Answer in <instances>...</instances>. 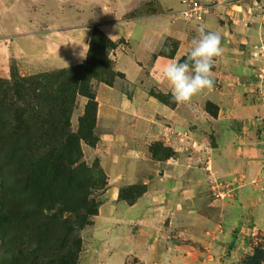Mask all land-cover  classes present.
Segmentation results:
<instances>
[{"label": "rangeland", "instance_id": "obj_1", "mask_svg": "<svg viewBox=\"0 0 264 264\" xmlns=\"http://www.w3.org/2000/svg\"><path fill=\"white\" fill-rule=\"evenodd\" d=\"M155 1L136 15H164L178 28L152 26L134 81L184 112L190 121L180 127L159 113L96 114V141L77 145L68 136L87 98L71 97L66 83L56 90L55 80L73 66L22 75L12 64L0 77V264H264V0H197L202 11L193 15L183 0L161 9ZM201 24L222 37L215 85L177 103L147 67L158 55L183 62ZM114 42L108 57L119 72L114 57L128 43ZM119 73L88 86L130 96L135 83ZM70 152L83 164L72 174ZM111 153L119 163L113 181ZM83 191L88 204L78 220L71 201Z\"/></svg>", "mask_w": 264, "mask_h": 264}, {"label": "crops", "instance_id": "obj_2", "mask_svg": "<svg viewBox=\"0 0 264 264\" xmlns=\"http://www.w3.org/2000/svg\"><path fill=\"white\" fill-rule=\"evenodd\" d=\"M150 1L0 0V77L9 73L12 64L22 75H30L83 63L86 57L81 58L80 52H87L92 28L98 26L111 40L124 39L128 43L127 52L119 51L115 55L114 69L135 83L134 80L144 70L140 61L145 64V54L151 51L152 26L163 23V26L178 28L176 21L164 15H136L140 7L144 9ZM168 1L175 0H158L155 3L161 9ZM17 6L21 15L12 13ZM141 55L144 58L141 59ZM173 60L156 56L147 67L149 76L159 85L168 84L162 75L163 68ZM145 84L135 83L130 96H123L118 95L114 86L99 83L95 92L97 119L113 120L124 114L138 115L146 111L150 119V114L159 113L177 127L190 121L184 112L153 98L143 88ZM138 152L140 159L147 158L145 150ZM117 156L108 154L105 162L112 171L111 181L114 167L119 165ZM109 191L113 194L114 187Z\"/></svg>", "mask_w": 264, "mask_h": 264}, {"label": "trees", "instance_id": "obj_3", "mask_svg": "<svg viewBox=\"0 0 264 264\" xmlns=\"http://www.w3.org/2000/svg\"><path fill=\"white\" fill-rule=\"evenodd\" d=\"M116 43L110 40L98 27H93L91 37L89 40L88 50L86 58L83 63L73 66L70 69L63 70L60 74L59 80L57 81L56 90H63L65 86L62 83L71 85V91L69 94L71 97L76 92L87 98V103L85 106L84 116L79 120V127L75 136H68L69 140L75 141L77 145L79 140H87L89 142L96 141L93 134V128L95 125L96 114H97V101L95 97V90H91L88 86L87 81L89 78H96L100 82L111 84L107 81L109 76L114 74L121 75L119 72H115L110 65V60L108 57V50L113 49ZM106 78H104V77ZM51 78V77H50ZM49 78V79H50ZM66 170L71 172L76 171L83 165L82 162L77 163V154L70 152L67 154ZM65 171V170H64ZM44 175V170L36 169V174ZM72 196L74 199L71 203L74 205L72 212L78 215V220H82L81 210L85 211L87 206V191H83L79 194Z\"/></svg>", "mask_w": 264, "mask_h": 264}, {"label": "clouds", "instance_id": "obj_4", "mask_svg": "<svg viewBox=\"0 0 264 264\" xmlns=\"http://www.w3.org/2000/svg\"><path fill=\"white\" fill-rule=\"evenodd\" d=\"M195 31L197 35L191 40L187 58L183 62L171 61L162 73L170 86L173 100L181 104L214 88L212 69L216 58L223 55L222 37L218 32L208 30L204 24L199 25ZM86 54L82 50L81 58L86 57Z\"/></svg>", "mask_w": 264, "mask_h": 264}, {"label": "built area", "instance_id": "obj_5", "mask_svg": "<svg viewBox=\"0 0 264 264\" xmlns=\"http://www.w3.org/2000/svg\"><path fill=\"white\" fill-rule=\"evenodd\" d=\"M184 3L187 5V9L185 10V14H199L202 11V7L200 6L197 0H183Z\"/></svg>", "mask_w": 264, "mask_h": 264}]
</instances>
